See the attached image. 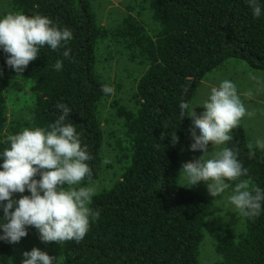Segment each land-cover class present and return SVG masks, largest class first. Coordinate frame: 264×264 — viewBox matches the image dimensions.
Instances as JSON below:
<instances>
[{
	"label": "trees",
	"instance_id": "16d2710c",
	"mask_svg": "<svg viewBox=\"0 0 264 264\" xmlns=\"http://www.w3.org/2000/svg\"><path fill=\"white\" fill-rule=\"evenodd\" d=\"M9 2L14 13L46 15L73 31L66 45L70 58L62 56L63 47L45 46L23 73L6 64L8 54L0 49L3 85L31 81L35 98L26 124L47 127L59 114L56 105L67 104L70 122L92 155L88 162L92 175L82 182L100 178L105 143L117 151L121 163L118 174L92 198L89 207L100 215L90 221L84 239L60 243L61 264H199L211 200L178 181L179 150L191 101L205 74L229 58L264 70V15L254 18L246 0H149L158 25L150 33L131 16L116 27L101 26L92 0ZM104 38L145 67L135 83L133 108L113 101L121 125L113 144L101 117V105L110 95L101 90L110 84L97 66L98 42ZM57 59L63 60L61 71L53 68ZM182 101L189 105V115L183 118L178 107ZM6 112L0 93V152L9 147V136L22 130L19 121L7 123ZM175 134L178 140L173 143ZM231 135L224 147L238 150V159L248 169L239 179L247 180L250 188L264 189L263 150L249 143L241 123ZM27 194L26 189L14 196ZM242 217L241 230L219 234L213 264H264V213L255 219ZM27 229L17 243L0 240V264H11L13 248L37 230Z\"/></svg>",
	"mask_w": 264,
	"mask_h": 264
},
{
	"label": "clouds",
	"instance_id": "9594fccd",
	"mask_svg": "<svg viewBox=\"0 0 264 264\" xmlns=\"http://www.w3.org/2000/svg\"><path fill=\"white\" fill-rule=\"evenodd\" d=\"M254 18L264 15V0H246ZM73 39V31L59 27L42 14L26 15L10 13L0 16V49L6 56V64L16 73H23L30 61L48 46L52 50L64 48L62 56L70 58L71 49L66 47ZM61 71L63 60L53 65ZM105 94L114 93L111 85L102 86ZM204 111L199 116L186 102L179 104L180 116L193 117L190 145L192 152H200L199 159L186 162L179 170L184 186L192 188L204 181L212 197H219L232 188L228 202L243 216L255 219L264 213V189L250 188L238 159V150L220 147L208 156V145H225L232 140L231 132L248 114L235 84L221 81L213 88L208 99L200 105ZM59 114L47 127H25L8 137L9 147L0 152V240L17 243L27 235V226L38 229L44 242L81 241L89 231L90 221L99 218V211L89 205L95 195L93 186H78L85 177H91L92 159L87 145L81 144L80 134L70 122L71 108L58 103ZM198 131V135H197ZM175 143L178 137L172 136ZM256 147L264 149V140L257 139ZM37 174L39 179H37ZM229 181H234L230 185ZM67 186V187H66ZM18 199L14 193H24ZM21 264H53L54 257L38 247L24 251Z\"/></svg>",
	"mask_w": 264,
	"mask_h": 264
},
{
	"label": "rangeland",
	"instance_id": "374dc122",
	"mask_svg": "<svg viewBox=\"0 0 264 264\" xmlns=\"http://www.w3.org/2000/svg\"><path fill=\"white\" fill-rule=\"evenodd\" d=\"M10 0H0V16L14 13L10 5ZM149 0H92V6L95 10L98 23L106 28H113L124 22L127 16L136 18L145 25L147 31L154 33L158 28L157 23L152 19L148 6ZM109 38H104L98 42L97 59L98 72L114 87V93L110 94L101 105V117L106 129V137H112V144L116 139V134L120 135L121 125L118 116H114L116 105L113 101L125 105L129 108L134 106L135 83L145 68L142 64L134 60H129L124 54L117 52L118 46ZM139 60V59H138ZM232 81L237 89L241 101L243 102L247 113L240 121L243 125L248 141L256 146L257 139L264 140V70L254 69L244 61L229 58L221 65L213 68L205 74L199 82L196 93L191 101L196 116L203 113L202 105L207 99L213 88L219 87L223 80ZM11 85H3L0 78V93L4 94L6 100L7 123L14 120L25 127L31 128L28 121L30 110L34 104L35 95L31 90V81H13ZM113 132L109 135L110 132ZM193 131V117H189L185 136L181 142L178 159V174L182 165L199 159L200 152H192L190 145ZM116 132V133H114ZM198 135V131H197ZM222 146H213L211 142L208 145V156H212ZM264 152V149H261ZM103 167L100 178L94 182H80L78 186H93L95 192L102 186L109 184L118 174L120 167V158L117 157V151L113 152L107 143L103 146ZM178 181L184 186L183 179L178 175ZM234 181H229L234 185ZM67 187V186H66ZM193 189L200 190L207 194L211 200L210 213L205 221L204 239L200 247L199 264H213L215 253L214 244L220 233L225 230L237 232L244 227L242 214L228 202V196L232 193V188L226 189L219 197H212L204 181L198 182ZM61 244L58 242H44L40 239L38 229L30 236L17 244L11 254V264H21L24 251H30L33 247H38L54 257L53 264H61L62 253Z\"/></svg>",
	"mask_w": 264,
	"mask_h": 264
}]
</instances>
